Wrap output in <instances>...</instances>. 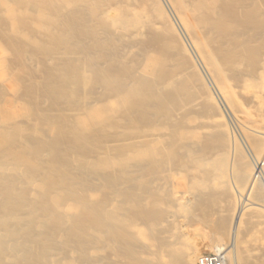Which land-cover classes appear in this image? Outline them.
I'll list each match as a JSON object with an SVG mask.
<instances>
[{"label": "bare ground", "instance_id": "bare-ground-1", "mask_svg": "<svg viewBox=\"0 0 264 264\" xmlns=\"http://www.w3.org/2000/svg\"><path fill=\"white\" fill-rule=\"evenodd\" d=\"M259 115L264 0H0V264H252Z\"/></svg>", "mask_w": 264, "mask_h": 264}, {"label": "rangeland", "instance_id": "rangeland-1", "mask_svg": "<svg viewBox=\"0 0 264 264\" xmlns=\"http://www.w3.org/2000/svg\"><path fill=\"white\" fill-rule=\"evenodd\" d=\"M239 70H241V68H238ZM200 71H201V74H202V76L204 75L205 76V74H204V72L200 69ZM204 79L206 80L207 79V77L205 78L204 77ZM208 80V79H207ZM206 80V81H207ZM231 86H232V88L234 89V91L236 92V93H240V88L235 84V82L232 80L231 81ZM241 95V94H240ZM242 96V95H241ZM246 107V110H240V111H238L237 113H238V115H239V117H240V119H241V121L244 123V124H248L249 123V118H248V111L249 110H251V107L250 106H248V104L245 106ZM245 113H247V114H245ZM258 118H257V120L255 121V122H252V124H253V126L252 127H254V128H256V129H259V130H262V131H264V123H262L263 121H264V115H259V116H257ZM222 122H223V124H224V128L226 129V131H227V133L228 134H231V132H232V129H234V127H232L231 128V124H230V121L228 120V119H223L222 120ZM257 122V123H256ZM227 123H229V124H227ZM261 123V124H260ZM229 127V128H228ZM235 130V129H234ZM245 130H246V133L249 135L250 133H251V131L249 130V129H247V128H245ZM238 137H237V141H236V143H237V147H238V150L239 151H241L243 154H245V153H247L246 151H247V149H246V147H244L245 146V144H244V142H243V140L239 137V134L237 135ZM239 138V139H238ZM241 140V141H240ZM242 142V143H241ZM240 147V148H239ZM246 157L245 156H242L241 157V159H240V161L242 162V163H244L245 161H246ZM263 210H264V208H262ZM190 225L188 226H184V229H185V231H187V233L189 234V236H190V238H191V241L192 240H194V239H196L195 240V242L198 244V246H199V255H201L202 253H204V252H206V251H213V250H211V249H208L207 247H205L204 248V246H203V241H205V240H207L208 238L207 237H209V235H211V234H216V229L213 231L212 230V228L213 227H211L209 230L206 228H204L202 225H199V224H197V222H196V219H192V220H190ZM193 223V224H192ZM190 227V228H189ZM142 231H144L145 233L148 231V228H147V226H143L142 228ZM203 229V230H202ZM256 229H258V227L256 228ZM209 231V232H208ZM212 231V232H211ZM197 233V234H196ZM201 233V234H200ZM209 234V235H208ZM199 235H201V236H199ZM197 236V237H196ZM198 238V239H197ZM204 238V239H203ZM143 241L145 242L146 241V239H143ZM255 247V245L254 246H250L248 249L249 250H251V249H253ZM215 252V251H214ZM251 263L252 264H264V256L262 257V258H256V257H254V256H251Z\"/></svg>", "mask_w": 264, "mask_h": 264}, {"label": "built area", "instance_id": "built-area-1", "mask_svg": "<svg viewBox=\"0 0 264 264\" xmlns=\"http://www.w3.org/2000/svg\"><path fill=\"white\" fill-rule=\"evenodd\" d=\"M198 264H225L224 253L206 251L200 255Z\"/></svg>", "mask_w": 264, "mask_h": 264}]
</instances>
